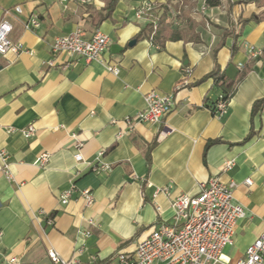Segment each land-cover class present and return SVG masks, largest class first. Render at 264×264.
I'll use <instances>...</instances> for the list:
<instances>
[{
	"label": "crops",
	"instance_id": "crops-1",
	"mask_svg": "<svg viewBox=\"0 0 264 264\" xmlns=\"http://www.w3.org/2000/svg\"><path fill=\"white\" fill-rule=\"evenodd\" d=\"M144 1L183 10L194 21L193 33L179 25L181 38L160 48L147 33L136 40L149 25L135 17ZM256 6L229 9L226 0L214 8L204 0H117L99 24L104 0H0V19L12 26L10 40L28 51L0 57V151L9 172L0 170V264L11 259L51 264L49 251L78 264H118V253H132L159 223L174 222L172 199L196 195L214 176L238 184L233 202L246 215L219 264L244 256L264 232V103L251 116L253 104L264 98V57L249 60L245 48L264 47V20L241 26L262 10ZM32 16L38 26L26 30ZM76 29L85 38L97 30L109 36L103 63L52 56L53 39ZM106 64L119 73L108 72ZM215 66L226 82L237 81L246 70L221 118L211 107L224 92L213 78L204 79ZM150 91L171 95V112L160 124H137L125 132L124 118L145 108ZM29 126L35 134L25 138L22 131ZM210 140L220 143L205 151ZM43 153L48 159L40 166ZM228 160L234 166L223 172ZM94 163L110 171L95 173ZM247 179L250 187L244 186ZM166 186L171 187L167 195L156 193ZM84 190L93 193L89 208L80 194Z\"/></svg>",
	"mask_w": 264,
	"mask_h": 264
},
{
	"label": "built area",
	"instance_id": "built-area-1",
	"mask_svg": "<svg viewBox=\"0 0 264 264\" xmlns=\"http://www.w3.org/2000/svg\"><path fill=\"white\" fill-rule=\"evenodd\" d=\"M68 2L71 0H61ZM85 4L87 0H78ZM163 11L162 6L154 1L141 2L135 9V17L147 19L149 24L155 25ZM173 15L175 13L173 12ZM177 25V23H175ZM38 26L36 16H32L25 23L24 28L31 30ZM12 32L11 24L0 19V57L12 54L18 56L20 53L28 52L21 44L10 40ZM110 38L107 34L97 30L89 38H85L80 29L54 38L50 44V52L53 57L64 54L75 57L85 63L102 62ZM156 48H159L156 46ZM249 60H258L262 57L263 50L252 45L245 46ZM53 65V61L49 62ZM243 68L239 65V69ZM106 70L113 75L119 73V68L106 64ZM145 108L138 111L133 116L124 118L123 123L126 131L130 132L135 125L160 124L171 112L174 104L171 95H161L156 91H150L144 95ZM227 100L221 98L214 106V116L221 118L227 108ZM14 131L13 129L9 130ZM25 138H31L35 134L34 126H29L22 131ZM121 132L120 134H123ZM101 155V154H99ZM48 159V154H41L37 162L43 166ZM80 159L79 156L76 157ZM7 157L0 151V170L8 176ZM97 162V161H96ZM92 171L95 173L110 171L106 165L94 163ZM234 166L232 160L224 162L223 172L230 171ZM252 181L245 180L244 186L250 187ZM238 184L234 181L222 182L218 177H210L200 185L199 192L190 196L182 194L170 201V206L174 211V222L172 224L159 223L147 236L139 240L134 251L130 254L118 253L116 256L118 264H219L221 262L222 251L226 246L233 244L236 224L243 219L245 210L236 204L233 192ZM170 186L158 189L156 193L167 195ZM85 208H89L93 202V193L84 190L81 193ZM70 191L67 190L61 196V202L67 203ZM159 210V209H158ZM48 224L52 219L47 220ZM85 235H89L86 232ZM80 251L77 252V255ZM51 264H78L75 258L63 260L55 251L48 252ZM15 259H11L9 264H14ZM233 264H264V232L257 237L246 248L244 256Z\"/></svg>",
	"mask_w": 264,
	"mask_h": 264
},
{
	"label": "trees",
	"instance_id": "trees-1",
	"mask_svg": "<svg viewBox=\"0 0 264 264\" xmlns=\"http://www.w3.org/2000/svg\"><path fill=\"white\" fill-rule=\"evenodd\" d=\"M221 1L222 0H204V5L208 8H214V7L220 6ZM226 1L228 4L227 8L229 9L232 6L238 5V4H249V3L257 4L258 2H260L264 5V0H237L236 2H230L229 0H226ZM116 2L117 0H104V12H103L104 14L99 15V17L97 18L99 24L101 21L107 19L111 13H113L112 11L116 5ZM161 6L163 9L162 15L158 18V20L156 21V24L155 25L149 24L146 28H144L136 36V40L141 39L142 36L144 37V35L147 33V36H150L149 37L150 41L153 44H156L160 48L161 46H163L164 42L166 41H175L181 38L180 31L178 30L179 25L185 24L186 27L193 33L194 21L190 18V16L187 13L183 12V10L182 11L174 10L171 6H169L168 3H165ZM258 6L260 5L258 4ZM173 12L175 13V15H173ZM258 18H260V16L252 15L250 18L241 21V26L245 25L246 23L250 21H256L258 20ZM175 23H177V25ZM225 35H227V32L224 33L223 38L225 37ZM221 45H222V41L220 42L218 47H220ZM262 50H263L262 57H264V47L262 48ZM236 51H237V47L236 45H234L231 49V55H234ZM245 73H246V70H242V73L239 75V78L237 81H239L242 78V76L245 75ZM207 78H213L215 85L222 88L224 95L221 97V99L227 100L228 102V98L231 96L233 88L236 85L237 81L226 82L223 75L220 74V71L217 66H215V68L212 69V71L209 74H207L204 79H207ZM263 103H264V98L259 101H256L253 104L251 116L255 115V113L262 107ZM214 106L211 107V111L213 114H214ZM251 136H252V133L250 132L246 136L244 141L249 140ZM218 143H220L219 140L208 141L204 147L205 151L212 145H215Z\"/></svg>",
	"mask_w": 264,
	"mask_h": 264
},
{
	"label": "rangeland",
	"instance_id": "rangeland-1",
	"mask_svg": "<svg viewBox=\"0 0 264 264\" xmlns=\"http://www.w3.org/2000/svg\"><path fill=\"white\" fill-rule=\"evenodd\" d=\"M258 4L260 6H258ZM256 5H257L256 7L262 8V10L259 12L258 16H260V18L264 20V5L260 2H258Z\"/></svg>",
	"mask_w": 264,
	"mask_h": 264
},
{
	"label": "water",
	"instance_id": "water-1",
	"mask_svg": "<svg viewBox=\"0 0 264 264\" xmlns=\"http://www.w3.org/2000/svg\"><path fill=\"white\" fill-rule=\"evenodd\" d=\"M135 44V41L134 40H132V41H130L129 43H128V46H133Z\"/></svg>",
	"mask_w": 264,
	"mask_h": 264
}]
</instances>
